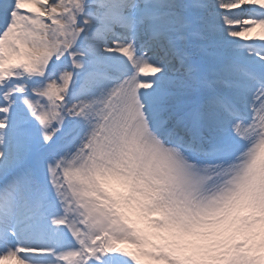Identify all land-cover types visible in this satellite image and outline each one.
Returning a JSON list of instances; mask_svg holds the SVG:
<instances>
[{
  "label": "snow or ice",
  "instance_id": "1",
  "mask_svg": "<svg viewBox=\"0 0 264 264\" xmlns=\"http://www.w3.org/2000/svg\"><path fill=\"white\" fill-rule=\"evenodd\" d=\"M0 264H264V0H0Z\"/></svg>",
  "mask_w": 264,
  "mask_h": 264
}]
</instances>
